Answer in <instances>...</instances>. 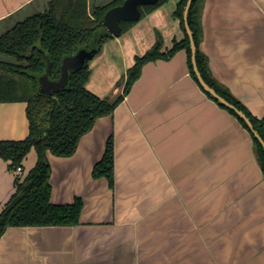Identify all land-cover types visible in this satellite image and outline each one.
Segmentation results:
<instances>
[{"label": "crops", "instance_id": "obj_1", "mask_svg": "<svg viewBox=\"0 0 264 264\" xmlns=\"http://www.w3.org/2000/svg\"><path fill=\"white\" fill-rule=\"evenodd\" d=\"M34 1L0 0V24ZM38 1L31 12L50 2ZM179 2L166 0L108 40L90 61L87 89L101 98L118 94L159 34L163 52L183 41ZM201 22L200 48L214 77L264 118V0H205ZM27 110L24 101L0 102V141L29 136ZM112 135L114 188L93 175ZM47 157L51 202L81 199L80 223L8 228L0 264H264V171L252 135L193 77L186 49L147 63L73 155ZM37 161L32 148L21 180ZM15 169L0 158V210L17 191Z\"/></svg>", "mask_w": 264, "mask_h": 264}, {"label": "trees", "instance_id": "obj_2", "mask_svg": "<svg viewBox=\"0 0 264 264\" xmlns=\"http://www.w3.org/2000/svg\"><path fill=\"white\" fill-rule=\"evenodd\" d=\"M124 1L121 0L119 4ZM165 1L159 0L156 5L145 6L142 17ZM204 1L194 0L188 14V23L197 45L199 70L213 89L249 117L255 131L264 140V118L254 116L228 88L218 82L211 71L208 57L200 48ZM113 2L101 5L91 4L90 0H50L46 10L14 23L7 22V30L0 34V54L7 58L0 59V102H27L30 120V134L26 139L0 141V158L11 160L13 169L22 164L32 148L38 154L36 166L24 180L17 181V191L4 209L0 210V239L10 227L72 226L80 223L83 209L81 199L67 205L51 202L52 168L47 152L57 156L73 155L81 138L93 129L96 121L113 114L124 101L147 63L159 59L169 60L178 51L186 49L191 74L203 88L194 70L190 37L186 31L185 9L188 0H180L174 15L185 31L183 41H175L168 52H163V39L159 34L155 45L146 54L138 56L134 66L119 81L118 85L123 86L120 93L101 98L87 89L91 76L90 61L100 54L108 40L114 38L104 25L105 13L113 7ZM136 22H123L122 33ZM81 49L92 51L93 56L84 67L70 71L68 87L54 91L52 95L42 94L40 78L48 74L50 79L59 80L64 58ZM205 92L249 130L255 153L264 171V146L259 138L236 111L208 91ZM114 170L115 142L112 135L103 158L94 167L93 175L95 178L106 177L110 187L114 188Z\"/></svg>", "mask_w": 264, "mask_h": 264}, {"label": "water", "instance_id": "obj_3", "mask_svg": "<svg viewBox=\"0 0 264 264\" xmlns=\"http://www.w3.org/2000/svg\"><path fill=\"white\" fill-rule=\"evenodd\" d=\"M159 0H125L122 4L111 7L107 10L104 16V25L106 28L116 37L121 36L123 32V22H135L139 21L142 17V9L145 6L156 5ZM194 0H188L186 9H185V24L186 31L190 37L191 49H192V62L194 70L197 74L199 82L203 86L205 91L211 93V95L219 100L221 103L227 107L233 109L238 113V115L243 118L248 124L250 130L259 138L261 143L264 146V140L262 137L255 131L254 126L249 119V117L234 104L229 102L226 98L221 96L215 89H213L204 79L201 74L198 63H197V45L191 27L188 23V14ZM93 56L92 51L86 49H81L74 55L66 56L62 63V75L59 80H52L49 78L48 74L43 75L40 78V92L46 95H52L54 91L65 89L70 83V71L78 70L85 66L88 59H91Z\"/></svg>", "mask_w": 264, "mask_h": 264}, {"label": "rangeland", "instance_id": "obj_4", "mask_svg": "<svg viewBox=\"0 0 264 264\" xmlns=\"http://www.w3.org/2000/svg\"><path fill=\"white\" fill-rule=\"evenodd\" d=\"M111 2H113V4H112L113 6H116V5H119L121 0H116V1L115 0H91V4H96L97 3V4H101L102 5V4H107V3H111ZM3 3H6V0H4ZM32 4L27 5L25 8L20 10L18 13H15L13 18L8 19L9 21H7V22L8 23H14L16 20H21V19L26 18L29 15L37 13L39 10L37 12H35V11L31 12V11H33L41 3H39L38 0H35L34 1V5H32ZM44 9L45 8L43 7V9H41V10H44ZM5 24H6L5 21L2 22V24H0V34L4 33L7 30V25L5 26ZM0 59H7V58L5 56H3L2 54H0Z\"/></svg>", "mask_w": 264, "mask_h": 264}, {"label": "built area", "instance_id": "obj_5", "mask_svg": "<svg viewBox=\"0 0 264 264\" xmlns=\"http://www.w3.org/2000/svg\"><path fill=\"white\" fill-rule=\"evenodd\" d=\"M15 170H16L15 172L17 173V177H19V179L21 180L20 176L23 173L22 165L18 166Z\"/></svg>", "mask_w": 264, "mask_h": 264}]
</instances>
